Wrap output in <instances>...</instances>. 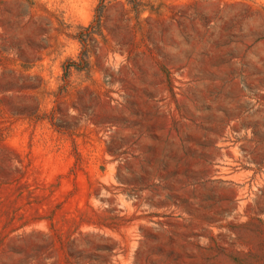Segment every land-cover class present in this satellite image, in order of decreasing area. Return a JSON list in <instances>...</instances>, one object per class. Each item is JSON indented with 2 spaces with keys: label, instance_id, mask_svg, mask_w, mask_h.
<instances>
[{
  "label": "rangeland",
  "instance_id": "1",
  "mask_svg": "<svg viewBox=\"0 0 264 264\" xmlns=\"http://www.w3.org/2000/svg\"><path fill=\"white\" fill-rule=\"evenodd\" d=\"M0 264H264V0H0Z\"/></svg>",
  "mask_w": 264,
  "mask_h": 264
}]
</instances>
